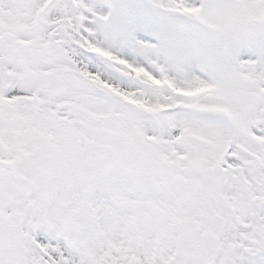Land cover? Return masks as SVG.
Returning a JSON list of instances; mask_svg holds the SVG:
<instances>
[{
    "label": "snow or ice",
    "instance_id": "1",
    "mask_svg": "<svg viewBox=\"0 0 264 264\" xmlns=\"http://www.w3.org/2000/svg\"><path fill=\"white\" fill-rule=\"evenodd\" d=\"M0 264H264V0H0Z\"/></svg>",
    "mask_w": 264,
    "mask_h": 264
}]
</instances>
